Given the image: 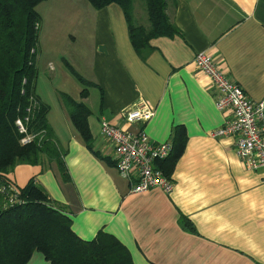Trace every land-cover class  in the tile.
I'll return each instance as SVG.
<instances>
[{
  "label": "crops",
  "instance_id": "1",
  "mask_svg": "<svg viewBox=\"0 0 264 264\" xmlns=\"http://www.w3.org/2000/svg\"><path fill=\"white\" fill-rule=\"evenodd\" d=\"M78 1L73 27L60 41L69 43L70 62L89 82L88 94L82 97L85 86L72 75L56 87L90 108L93 147L60 103L56 115L50 107L48 120L69 180L47 159L20 164L8 178L17 189L34 178L51 204L71 217L78 236L114 235L134 264H264V167L246 168L234 137L212 135L226 113L217 108L209 77L195 65L197 53L206 52L251 99L264 100V0H169L168 15L179 33L152 38L141 51L132 44L120 5L96 9ZM59 32L39 36L57 39ZM140 99L156 113L147 122L130 123L127 113ZM103 121L144 129L152 140L173 145L176 132L184 131V150L169 175L171 192L130 191L101 131ZM26 264L49 262L36 250Z\"/></svg>",
  "mask_w": 264,
  "mask_h": 264
},
{
  "label": "trees",
  "instance_id": "2",
  "mask_svg": "<svg viewBox=\"0 0 264 264\" xmlns=\"http://www.w3.org/2000/svg\"><path fill=\"white\" fill-rule=\"evenodd\" d=\"M46 0H0V264H26L33 252H42L49 264H134L127 248L114 235L99 232L92 240L78 236L71 217L55 208L46 191L32 178L19 188L17 202L8 204L13 181L8 173L20 164L56 163L64 181L69 180L64 153L56 144L48 114L50 106L37 92V53L42 17L38 6ZM101 9L109 4L121 6L136 51L150 45L152 38L179 33L170 20L169 0H88ZM140 3L147 18L139 17ZM80 82H89L76 74ZM87 87L82 97L88 93ZM62 97L71 122L89 148L93 135L90 108L67 93ZM21 120L27 132H21ZM30 135L32 140L23 143ZM184 131L176 132L171 155L159 162L170 175L182 155ZM10 191V193H9ZM7 204V205H6Z\"/></svg>",
  "mask_w": 264,
  "mask_h": 264
},
{
  "label": "built area",
  "instance_id": "3",
  "mask_svg": "<svg viewBox=\"0 0 264 264\" xmlns=\"http://www.w3.org/2000/svg\"><path fill=\"white\" fill-rule=\"evenodd\" d=\"M195 65L200 73L209 77L217 92V108L226 113L225 122L212 135L234 137L236 152L245 167L251 170L263 168L264 100L251 99L245 89L230 80L206 52L197 53ZM155 113V107L148 101L140 99L127 113L126 119L130 123L147 122ZM17 123L21 132L26 133L24 123L21 120ZM101 131L112 144L116 168L130 181L132 193L155 188H161L167 193L173 190L174 181L158 165L159 161L171 155L173 151L171 142H157L152 140L144 129L126 130L106 121L102 122ZM31 140L32 136L27 135L22 142L27 143ZM10 190L8 204L13 205L17 202L19 189L13 184Z\"/></svg>",
  "mask_w": 264,
  "mask_h": 264
},
{
  "label": "rangeland",
  "instance_id": "4",
  "mask_svg": "<svg viewBox=\"0 0 264 264\" xmlns=\"http://www.w3.org/2000/svg\"><path fill=\"white\" fill-rule=\"evenodd\" d=\"M76 3H79V1L52 0L50 2L42 3L39 8H37L42 17L40 32L50 31L56 36V33L61 31L59 32L57 39H51L48 36L43 37L41 33V36H39L40 39L38 42V53L36 57L39 71L37 88L42 93L43 99L48 102L55 115L60 110V103L66 108L61 95L62 92H66L60 88L57 89L56 86L68 75H72L76 82H80L76 75L78 74V71L70 62L71 52L69 43L67 41H60L62 38H67V31H71L73 27V16L77 17L76 12L74 11ZM136 7H138V16L142 18L145 13V18H147V11L145 10L144 12V10H142L143 8H141L140 3ZM54 35L53 37L55 38ZM58 41L60 42L57 45V49L54 50L51 45L53 42ZM57 75L59 77V79H57V81L59 80L58 82L55 80ZM65 85L75 88L73 84ZM84 86L88 87L86 85ZM68 91L73 92L70 88H68Z\"/></svg>",
  "mask_w": 264,
  "mask_h": 264
}]
</instances>
